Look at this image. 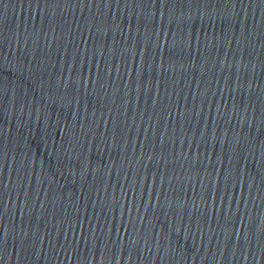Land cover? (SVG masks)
<instances>
[{
    "label": "water",
    "instance_id": "obj_1",
    "mask_svg": "<svg viewBox=\"0 0 264 264\" xmlns=\"http://www.w3.org/2000/svg\"><path fill=\"white\" fill-rule=\"evenodd\" d=\"M0 264H264V0H0Z\"/></svg>",
    "mask_w": 264,
    "mask_h": 264
}]
</instances>
